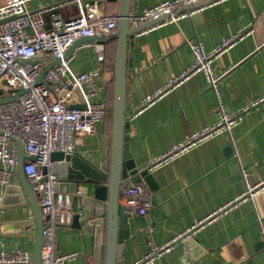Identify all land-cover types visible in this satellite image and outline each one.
Here are the masks:
<instances>
[{"label": "crops", "instance_id": "crops-1", "mask_svg": "<svg viewBox=\"0 0 264 264\" xmlns=\"http://www.w3.org/2000/svg\"><path fill=\"white\" fill-rule=\"evenodd\" d=\"M164 1L133 3L137 14H141L145 8ZM62 2L68 3L59 10L64 21L81 14L87 19L118 16L120 11V0H26V6L38 10ZM5 3L0 0V7ZM197 5L193 8L202 10L196 17L144 34L137 32L130 41V94L125 110L129 121L128 150L137 168L147 169L189 135L215 124L222 109L239 114V120L230 131L213 135L150 170L156 184L148 191L151 208L146 217L130 215V237L125 241L120 264H132L150 251L151 243L162 246L199 223L202 224L191 244L180 241L149 264H264V191L237 200L246 189L243 170L251 184L264 181V0H199ZM261 17V25L256 27ZM44 20L46 28L53 27L49 12L44 14ZM237 34L243 37L211 63L217 79L215 89L208 85L205 73L199 72L143 108L145 100L173 75L193 66L195 54L187 40L195 39L212 52ZM98 44L105 46V65H111L110 53L114 47L117 49L116 41L84 42L72 52L70 65L76 73L99 66ZM107 99L108 83L95 101ZM111 135L103 121L93 135L76 141V152L107 171ZM15 185H21L18 175ZM4 194L0 185V202ZM15 200L12 194L6 208L15 209ZM6 208L0 206L1 214ZM1 214L0 223L5 227L0 239L5 247L32 250L36 228L15 232L20 227L14 223H18L4 222ZM29 218L33 219L31 212ZM91 223L77 228L72 221L70 226L56 230L57 253L77 254L66 264H104L106 228L101 223Z\"/></svg>", "mask_w": 264, "mask_h": 264}, {"label": "built area", "instance_id": "built-area-1", "mask_svg": "<svg viewBox=\"0 0 264 264\" xmlns=\"http://www.w3.org/2000/svg\"><path fill=\"white\" fill-rule=\"evenodd\" d=\"M5 1L0 7V99L17 94L19 89H23V92L18 100L0 103V185L4 190L15 185L18 140L25 156L35 157L34 160H25L23 170L37 196L42 218L48 216L43 228L41 264H66L77 258V254L57 253L55 236L59 227L72 224L76 213L75 195L59 189L61 180L52 173L51 155L55 152L75 154L76 141L93 135L97 124L105 121L108 103L106 100L95 101V98L113 79V73L105 65L103 44L96 46L99 66L88 72L76 73L70 65L73 55L66 56V53L81 38L104 37L115 32L118 16L87 19L81 14L78 18L64 21L59 10L68 5L66 2L29 10L26 0ZM77 1L79 3L81 0ZM198 1L166 0L145 8L141 14H130L129 21L132 26L156 21L139 31L144 34L165 24L193 18L202 8H183ZM47 12L52 17V28L45 26L44 14ZM242 37L243 34L231 36L212 52L206 51L195 39L187 40L195 54L193 66L173 75L165 86L145 100L143 108L199 72L205 73L208 85L215 89L217 79L212 72V61ZM56 60L59 62L55 63ZM47 66L51 67L46 70L44 82L36 85L41 71ZM77 105L84 108L75 107ZM238 120L239 114H229L222 109L215 124L189 135L182 143L151 162L147 169L152 170L213 135L230 131ZM242 173L246 178V189L237 200H246L264 191V181L253 185L247 180L248 174L244 170ZM119 205L130 215L146 217L151 208L148 191L142 185L134 184L122 188ZM201 224L162 246L151 243L150 251L132 264L153 262L180 241L185 243L191 239ZM147 232L150 233V229ZM33 258V249H8L0 239V264H32Z\"/></svg>", "mask_w": 264, "mask_h": 264}, {"label": "water", "instance_id": "water-1", "mask_svg": "<svg viewBox=\"0 0 264 264\" xmlns=\"http://www.w3.org/2000/svg\"><path fill=\"white\" fill-rule=\"evenodd\" d=\"M197 3L185 6V8L199 6ZM131 13L133 15L137 14L133 0H120L118 27L115 32L104 37L81 38L66 53V56L72 54L75 48L84 42L95 41L97 43H106L116 41L117 43L114 64L111 151L108 170H103L97 164L86 160L77 152L73 155H64L62 152H55L51 155V160L53 161L52 173L57 175L61 180L59 189L74 193L75 195L74 205L76 206V213L73 216L72 225L79 228L82 223H86L87 225L92 222L91 224L93 225L101 223L106 228L104 264L122 263L125 241L130 237L128 225L130 213L124 211L119 205L122 188L133 183L142 185L147 191L153 190L156 187L154 177L149 169L139 170L128 150L129 138L126 135V131L129 129V121L125 116L127 96L130 94L127 86V58L130 41L137 32L156 23V21L132 26L129 21ZM261 19L262 17L258 19L256 27L261 25ZM262 41L264 43V40ZM58 62L59 60L55 61V63ZM50 67L43 68L35 82L36 85L44 82L46 70ZM22 92L23 89H19L17 94L0 99V103L18 100ZM75 107L84 108L83 105ZM16 141L19 148L17 170L21 185L6 187L0 206L1 208L8 207L11 204L8 199L13 194L16 195L15 204L17 207L15 209L11 207L6 208L2 212L1 217L4 222L16 221L18 224L14 223V226L20 227L19 230L15 231L18 233L23 232L31 226L36 228L32 264H41L43 228L48 216L44 219L42 218L37 196L23 170L25 160H34L35 157L25 156L21 143L18 140ZM29 212L33 215V219L29 218ZM4 227L5 224L0 223L1 233H4ZM192 242L193 239L191 238L185 244L188 246Z\"/></svg>", "mask_w": 264, "mask_h": 264}, {"label": "trees", "instance_id": "trees-1", "mask_svg": "<svg viewBox=\"0 0 264 264\" xmlns=\"http://www.w3.org/2000/svg\"><path fill=\"white\" fill-rule=\"evenodd\" d=\"M107 57V55L105 56V58ZM108 71H111L114 74V64L113 61L111 62V65L109 64L108 66ZM113 91H114V79H112L111 82L108 83V99H107V103H108V114L107 117L105 119V121L108 120L109 117H111V113L113 110ZM113 117V116H112ZM112 121V119H111ZM111 133H112V127H110Z\"/></svg>", "mask_w": 264, "mask_h": 264}, {"label": "rangeland", "instance_id": "rangeland-1", "mask_svg": "<svg viewBox=\"0 0 264 264\" xmlns=\"http://www.w3.org/2000/svg\"><path fill=\"white\" fill-rule=\"evenodd\" d=\"M115 51H116V48L114 47V50L110 53V59H111V61H113V62H114V60H115ZM110 116H111V117H109L108 120L106 121L107 124H108V126H109V129H110V127H112V121H111V119L113 118V117H112V113H111Z\"/></svg>", "mask_w": 264, "mask_h": 264}]
</instances>
